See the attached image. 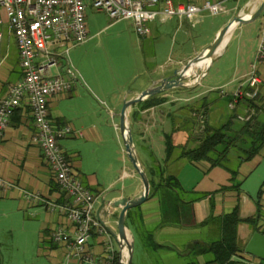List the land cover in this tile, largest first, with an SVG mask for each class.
<instances>
[{
	"label": "crops",
	"instance_id": "obj_1",
	"mask_svg": "<svg viewBox=\"0 0 264 264\" xmlns=\"http://www.w3.org/2000/svg\"><path fill=\"white\" fill-rule=\"evenodd\" d=\"M195 1L199 6L202 5L200 3L207 0ZM225 1L227 0H215L214 3ZM260 2V0H247L245 12L251 14L259 7ZM235 9L230 12L226 11L231 15L229 23L235 17L232 15ZM261 16L257 39L251 37L249 31H245L252 23L236 26L229 34L223 50L213 60L207 75L195 86V90L198 91L200 87H203L205 80L209 79L210 81L205 88L206 91L200 94L204 95L202 108L208 111L206 122L211 128L215 127L214 123L216 122H214L213 115H215V119H218L220 110H224V115H220V119L221 117L224 119V124L232 116H236L233 127L235 133H238L244 124L252 123L254 120L258 124L264 123V65H260L258 68L261 84L258 86L256 97H253V89L246 85V79L255 63L261 40L264 18L263 14ZM175 23L180 26L190 24L186 20L174 18L167 21V26ZM152 24L149 25L150 34H152ZM219 30L215 35L221 31ZM10 37L8 36L9 41L5 46H3L4 40L0 45V100L7 98L10 88L24 78L17 44L15 42L13 44ZM177 56L178 59L175 60L174 65L155 67L149 74L146 86L134 93L144 91L153 81L167 75L168 71L186 65L197 55L186 56L184 52H180ZM239 90L243 91V98L235 109H231L230 105L234 95ZM181 91L184 90L181 89ZM82 93L83 87L77 83L73 85L70 93L52 97L49 101V114L53 126L57 129L70 127L74 132V135L60 142L62 151L70 160L75 173L85 187L98 195V205L104 198L117 201L122 197L139 196L142 192V182L135 171L128 174L132 181L131 185L119 188L118 185L122 177L112 178V180L101 179L85 166L83 152L76 146L75 140L81 138L85 139L86 144H100L103 141V132L95 125L96 122L87 125L82 122V109L76 107L75 110H72L74 103H78V100L80 101L82 98ZM134 97V94L128 95L122 99V102ZM245 102L253 104L255 107L250 109ZM158 110V106L142 110L137 105L130 110V116L133 113H138L136 119L132 118V121L134 125L142 128L138 138V144L142 149L150 152L151 156H156L154 149L156 150L158 142L161 141L159 146H162V141L165 143V157L162 162L156 161L154 164H149L147 168L144 167L153 187L151 186L150 200L140 208L134 209L133 219L136 220L139 231L143 233H147L148 230L155 231V236L153 235L155 240L158 236H167V241L160 242L163 244L156 243L159 246L173 249V252L182 259H189V256L183 257L178 253H186L197 246L209 247L214 242L221 240L225 218L237 212L239 220L237 244L240 252L234 261L241 264H263L264 259L261 258V255H264V148L252 161L244 162L237 168L234 181L227 170L220 166H212L209 161L190 163L183 160L172 165L171 167L177 170L176 176L181 188L180 199L190 210V215L186 213L185 220L187 222L192 220L193 225L184 228L167 224L176 223V212H174L173 204H170L171 214L168 219L167 198H162L161 193H165V191L162 192L159 185L162 180L161 173L165 171L167 175L165 136L170 134L167 133V126L171 124L172 127V122L167 123V116L162 113L157 115ZM35 133L31 108L23 103L14 112L8 129L0 139V179L8 185L7 188L0 189V200L8 199L18 203L20 211H31L30 213L28 211V217L40 223V241L46 245L45 255L51 264H60L64 260H67L68 263L81 264L75 259L69 258L64 245L56 244L52 240V234L59 229H66L70 233L73 231L64 215L59 210L51 213L42 202L29 201L25 198L26 193L38 195L41 199L55 203L60 207L68 202L65 194L57 185L42 150L34 143ZM135 138L137 139L134 133ZM188 143V132L181 130L176 135V146L184 147ZM196 145L197 143H195ZM236 154L235 151L231 152L233 161H236ZM107 171L110 172V169ZM165 190L164 196H167V189ZM113 191L119 192L111 194ZM120 213L121 210H116L114 214L111 223L114 230L117 229L116 222ZM250 220H254V223H250ZM128 222L127 219L126 225L129 226L127 229L136 240L138 236L134 235L133 228ZM130 224L132 223L130 222ZM178 235L185 240L181 247L176 244H174L176 246L172 245L173 242H170L169 239ZM255 235H259L261 238H257L252 247L251 242ZM248 248H251L253 253H249ZM88 249L97 258L99 264L100 260L109 262V264H123L124 262L125 252L120 250L115 240L106 231L103 233L94 232ZM212 260L213 256L211 255L199 256L195 259L198 264H207ZM1 264H3L2 260Z\"/></svg>",
	"mask_w": 264,
	"mask_h": 264
},
{
	"label": "rangeland",
	"instance_id": "obj_2",
	"mask_svg": "<svg viewBox=\"0 0 264 264\" xmlns=\"http://www.w3.org/2000/svg\"><path fill=\"white\" fill-rule=\"evenodd\" d=\"M207 1L215 2V0ZM174 2L198 5L195 0H174ZM246 2L247 0H227L223 6L228 12L236 8L232 13L235 17L244 13L249 15L245 12ZM230 16V13L226 12L217 16L203 12L194 27L191 24L180 26L177 23L167 26V22L161 24L157 20L152 24V34L140 37L131 21H114L106 12L98 11L88 4L86 17L89 40L72 47L69 55L64 56L66 60L63 59L60 62V71L63 73L66 72L67 60L70 62L72 71L79 79L75 85L79 83L83 87L82 98L78 100V103H74L72 110L76 107L82 109V122L85 125L96 122L95 125L103 132V141L100 144H86L85 139L81 138L75 140L76 146L83 152L84 164L88 170L96 173L101 179L112 180V178L122 177L119 188L131 185L132 181L128 174L135 170L125 153L123 138L118 129L124 104L122 99L144 88L149 74L155 67L174 65L180 52H184L186 56L199 55L215 40L217 30L220 28L222 30L229 24ZM3 18L7 23L5 15ZM261 20L262 16L251 22L252 24L245 29L254 39L259 36ZM3 32L6 33L3 43L5 46L10 35L6 28ZM10 38L13 44L16 43L13 36ZM203 70H200L199 74ZM209 83V79L205 80L203 87H200L198 91L193 87L189 90H175L158 96L162 104L158 106L157 115L162 113L167 116L169 124L176 119L179 129L182 130L187 127L182 122L186 118L193 119L197 127H201L208 111L202 108L204 95L200 93L206 91L205 88ZM220 115H224V110H220ZM220 115L218 119H215L213 115L214 122L216 121L214 128L224 124V119L222 117L220 119ZM129 117L133 137L134 133L137 137L134 139L135 147L143 166L147 168L149 164H154L156 161L162 162L165 157V143L162 141V146H159L161 141L158 142L156 150L154 149L156 156H151L150 152L148 153L138 144L142 128L134 125L130 113ZM172 127L171 124L167 126V133H171ZM199 137L197 130L196 139L191 142V148L195 146ZM235 164L236 161H232V167ZM108 169L110 172L107 171ZM171 172L176 174L175 168H171ZM18 207V203L8 199L0 200V259L2 263L51 264L45 255L46 245L40 241V223L28 217L30 210L20 211ZM147 233L144 232L145 235L140 238L136 237L133 264H191L195 261L194 256L182 259L170 249L153 250V245L157 244L156 242L163 244L160 242L167 241V236H158V240H155V231L148 230ZM169 239L173 242L172 245L176 244L178 247L185 242L179 235ZM60 264L74 263L64 260Z\"/></svg>",
	"mask_w": 264,
	"mask_h": 264
},
{
	"label": "built area",
	"instance_id": "obj_3",
	"mask_svg": "<svg viewBox=\"0 0 264 264\" xmlns=\"http://www.w3.org/2000/svg\"><path fill=\"white\" fill-rule=\"evenodd\" d=\"M88 4L106 12L114 21H131L140 37L148 36L149 25L157 20L164 24L178 18L194 27L203 12L217 16L226 10L224 2L207 1L198 6L176 4L174 0H0V45L4 40L3 29L6 28L16 40L24 72L23 80L10 88L7 98L0 100V139L8 129L14 112L26 103L34 119V143L42 150L68 202L60 207L38 195L26 193L25 198L42 202L51 213L59 210L64 215L73 231L59 229L52 234V240L66 247L70 259L81 264H99L88 249L93 233L105 232L96 219L99 197L85 187L61 149L60 142L74 135L73 130L70 127L55 128L49 114L50 99L70 93L73 85L79 82L70 62L67 60L65 73L60 71V62L69 55L72 47L89 40ZM262 14L264 16V11ZM260 65H264V18L255 63L246 79V85L253 89V97L257 96L261 84L258 75ZM242 98L243 91L239 90L230 108L235 109ZM7 186L0 179V189ZM100 264L109 262L100 260Z\"/></svg>",
	"mask_w": 264,
	"mask_h": 264
},
{
	"label": "trees",
	"instance_id": "obj_4",
	"mask_svg": "<svg viewBox=\"0 0 264 264\" xmlns=\"http://www.w3.org/2000/svg\"><path fill=\"white\" fill-rule=\"evenodd\" d=\"M160 104L162 103L159 101V97H155L144 103H140L137 106L142 110H146L157 107ZM245 104H247L250 109L255 107L253 104L251 105L248 102H245ZM134 107H136V105ZM203 109L205 110V108ZM258 112L260 113V111ZM137 115L138 113H133L131 118L136 119ZM172 122V132L165 136L167 175L165 171L161 173L160 176L162 180L159 187L161 190H163L162 192L165 191V193V189H167V196H164L165 193H161V195L162 198H167L168 219L169 215L171 214L170 204H173V208L175 209L174 212H176V223L167 224L188 228L193 225L192 220L191 222H187V220H185L186 213L190 215V210L185 207L186 205L180 199L181 188L179 186L176 174L171 172V166L183 160H187L190 163L209 161L212 166H220L227 170L232 175V180L234 181L237 175V168L244 162L252 161L264 148V123L258 124L254 120L252 123L250 122L244 124L240 131L235 133L233 127L236 122V116H232L227 123L217 128L209 127L206 122V117L204 118L202 123L203 125L201 127H197V123L193 122V119L186 118V120H183L182 122L185 126H187L184 129L189 134V143L184 147H178L175 144L176 135L182 129H179V124L177 125L176 119L172 120ZM197 130L200 137L196 140L197 145L194 148H191L190 145L192 144L191 142L196 139L195 133ZM234 151L237 152L236 164L234 167H232L233 159L231 152ZM151 186L153 187L152 183ZM134 211L135 210H132L128 213L127 219L129 221V225H131L133 228L134 235L140 238L145 234L139 231L138 224L136 223V220L133 219ZM130 222L132 224H130ZM249 222L254 223V220H250ZM238 224L239 220L237 217V212H234L230 216H227L224 220V231L221 240L214 242L209 247L202 248L197 246L193 247V249L186 253L178 254L183 257L189 256V258L194 256L195 259H197L199 256H213V260L207 264H241L237 261H234V258H236L240 252L237 244ZM126 226L129 228L128 224ZM164 248L166 247H162L157 244H154L152 247L153 250ZM166 249L173 250L168 247ZM191 264L198 263L194 261Z\"/></svg>",
	"mask_w": 264,
	"mask_h": 264
},
{
	"label": "water",
	"instance_id": "obj_5",
	"mask_svg": "<svg viewBox=\"0 0 264 264\" xmlns=\"http://www.w3.org/2000/svg\"><path fill=\"white\" fill-rule=\"evenodd\" d=\"M263 11L264 0L261 2L259 7L251 14H240L235 17L217 34L215 40L192 61L176 70L168 71L167 75H163L159 79L153 81L144 91L136 94L132 93L135 95V97L124 102L122 111L120 113V125L118 129L120 130L121 136L123 138L125 153L142 182V192L139 196L133 198L122 197L117 201L104 198L102 199L96 212V219L99 224L115 240L120 250L125 252L123 264H133L135 251V237L132 233H130L126 226L127 215L130 211L143 206L150 200L151 197L150 179L137 154L133 132L130 126L129 113L131 108L135 105L144 103L168 92L181 89L189 90L197 86L207 75L209 68L213 63V60L218 55V50L220 49L224 41L228 39L231 31L238 25L249 24L256 21L261 17ZM203 60H209L210 63L199 74L200 70L197 68V65ZM118 192L119 191H113L111 194H117ZM116 210H121V213L119 215L118 221L116 222L117 229L114 230L111 223L113 221ZM257 238H261V236L255 235L251 242L252 247ZM251 250V248H248L249 253H253V251ZM261 258L264 259V255H261Z\"/></svg>",
	"mask_w": 264,
	"mask_h": 264
},
{
	"label": "bare ground",
	"instance_id": "obj_6",
	"mask_svg": "<svg viewBox=\"0 0 264 264\" xmlns=\"http://www.w3.org/2000/svg\"><path fill=\"white\" fill-rule=\"evenodd\" d=\"M258 3V2H257ZM227 42V39L226 41H224V43L222 44V46L220 47V49L218 50V54H220V52L223 50L225 44ZM210 61L209 60H203L202 62H200L198 65H197V68L199 70H202V69H205L208 65H209Z\"/></svg>",
	"mask_w": 264,
	"mask_h": 264
}]
</instances>
